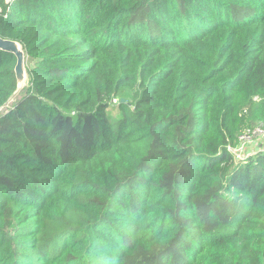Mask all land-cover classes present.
<instances>
[{
    "label": "trees",
    "instance_id": "obj_1",
    "mask_svg": "<svg viewBox=\"0 0 264 264\" xmlns=\"http://www.w3.org/2000/svg\"><path fill=\"white\" fill-rule=\"evenodd\" d=\"M0 36V264H264V0H0Z\"/></svg>",
    "mask_w": 264,
    "mask_h": 264
},
{
    "label": "rangeland",
    "instance_id": "obj_2",
    "mask_svg": "<svg viewBox=\"0 0 264 264\" xmlns=\"http://www.w3.org/2000/svg\"><path fill=\"white\" fill-rule=\"evenodd\" d=\"M29 61L26 59L25 56V60H24V78L23 80L19 83V87H21L24 83H26L28 77H27V67H28ZM20 96V94L15 93L14 96H12V98H10V102L7 103L8 106L11 104V101L18 98ZM254 129H251L250 131H246L245 133H243L244 138L241 139V144L239 146V148H237L235 150V153L237 156L239 157H245L248 154H252L254 153L258 148L264 146V123L262 122H257L255 124V126L253 127ZM259 135L257 137H250L251 135ZM250 137V138H248ZM263 137V138H261ZM252 138V139H251Z\"/></svg>",
    "mask_w": 264,
    "mask_h": 264
},
{
    "label": "water",
    "instance_id": "obj_3",
    "mask_svg": "<svg viewBox=\"0 0 264 264\" xmlns=\"http://www.w3.org/2000/svg\"><path fill=\"white\" fill-rule=\"evenodd\" d=\"M7 1V0H3ZM0 50H4L12 53L15 56V64L13 67V72L16 78L17 86L24 78V60L25 52L21 45L12 39L3 38L0 36Z\"/></svg>",
    "mask_w": 264,
    "mask_h": 264
},
{
    "label": "built area",
    "instance_id": "obj_4",
    "mask_svg": "<svg viewBox=\"0 0 264 264\" xmlns=\"http://www.w3.org/2000/svg\"><path fill=\"white\" fill-rule=\"evenodd\" d=\"M251 129H254V128H249V129H247V130H245L244 132H242L239 136H238V143L236 144V145H234L233 147H230V149L233 151V153L236 155V153H235V150L237 149V148H239V146H240V144H241V139H243L244 138V136H243V133H245L246 131H250ZM260 135V134H259ZM259 135H251L250 137H252V138H254V137H257V136H259ZM250 137H248V138H250ZM251 138V139H252ZM237 156V155H236ZM237 157H239V156H237Z\"/></svg>",
    "mask_w": 264,
    "mask_h": 264
},
{
    "label": "crops",
    "instance_id": "obj_5",
    "mask_svg": "<svg viewBox=\"0 0 264 264\" xmlns=\"http://www.w3.org/2000/svg\"><path fill=\"white\" fill-rule=\"evenodd\" d=\"M261 138H263V137H261Z\"/></svg>",
    "mask_w": 264,
    "mask_h": 264
}]
</instances>
